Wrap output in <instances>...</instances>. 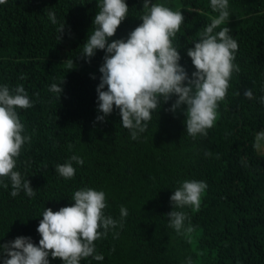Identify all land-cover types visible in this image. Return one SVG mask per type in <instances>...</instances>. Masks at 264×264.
Segmentation results:
<instances>
[{"label": "trees", "instance_id": "16d2710c", "mask_svg": "<svg viewBox=\"0 0 264 264\" xmlns=\"http://www.w3.org/2000/svg\"><path fill=\"white\" fill-rule=\"evenodd\" d=\"M99 0H7L0 4V86L23 85L33 107L17 109L23 135L30 137L17 158L15 171L30 181L35 191L16 197L0 183V244L16 237H30L38 245L36 231L44 208L54 212L71 206L75 191L91 188L105 193L106 217L123 227L110 229L96 241L93 257L80 264H264V141L254 147L256 134L264 130V0H229V35L237 42L233 71L217 118L206 136H189L183 113L168 111L176 97L162 103L136 140L120 122L119 110L103 122L96 88L105 55L97 50L85 62L83 44L92 34V20ZM128 16L115 35L126 39L142 21L143 0H125ZM181 11L184 22L173 39L180 65L189 77L195 71L186 50L218 15L210 0H151ZM191 6L193 11L185 9ZM54 12L57 24L48 13ZM65 23L59 39L58 27ZM220 28L215 31L218 32ZM69 61L74 68L69 69ZM21 77H24L21 79ZM63 91H49L55 83ZM251 89L253 98L244 96ZM107 90L106 86L105 89ZM206 153H209L206 155ZM72 155L71 179L59 176L55 167ZM185 180L203 181L207 188L198 211L185 206V228L177 234L169 227L170 196ZM103 231V229H100ZM118 233V236L116 235ZM49 264H62L48 257ZM2 264V260H0Z\"/></svg>", "mask_w": 264, "mask_h": 264}, {"label": "clouds", "instance_id": "9594fccd", "mask_svg": "<svg viewBox=\"0 0 264 264\" xmlns=\"http://www.w3.org/2000/svg\"><path fill=\"white\" fill-rule=\"evenodd\" d=\"M6 2L0 0V4ZM97 7L99 11L92 20V34L79 55L88 62L97 50L105 53L96 88L97 110L102 115H98L96 120L103 122L115 106L119 110L122 126L129 130L131 139L136 140L146 130L153 112L175 96L168 111L175 113L186 105L183 115L186 117L187 134L194 139L197 135L206 136L207 130L214 126L218 102L226 96L233 71L239 72V67L233 63L238 44L229 35L228 27H220L229 21V0H210L212 12L218 15L211 19L199 33V39L186 50L195 69L191 77L180 65L179 47L173 44L185 19L181 11L143 0L142 22L128 33L126 39H115L109 43L108 38L115 35L128 16L129 8L125 0H99ZM185 9L193 11L191 6ZM48 19L57 24L54 12L48 13ZM64 27L65 23H62L57 29L59 39ZM217 28H220L218 32L215 31ZM68 67L70 70L74 68L73 61H69ZM62 83H53L49 88V91L58 94V98L63 91ZM105 86L107 90H103ZM244 96L252 99L251 89H246ZM260 102L264 104V96H261ZM31 107L33 101L23 85L11 90L8 85L0 86V183L8 188V183L4 181H10L12 197L21 191L30 198L36 194L30 181L14 170L22 147L30 142V137L23 135L25 129L17 109ZM261 141H264V130L256 134L254 147L259 148ZM73 162L78 165L84 163L81 157L72 155L66 163L56 165V173L64 179L73 178L76 171ZM206 188L207 184L203 181L185 180L173 191L170 196L172 210L167 215L169 227L177 234L191 233L193 228H185L188 217L183 211L173 208L188 206L198 211ZM71 200L74 201L71 206L61 207L55 212L44 208L36 229L41 237L38 245L33 244L30 237L23 236L0 244L2 264H49V256L59 258L62 264H80L81 259L90 256L97 261L103 260V255L94 254V241L106 237L110 229L122 228L128 215L127 209L121 207L120 221L106 217L103 211L107 206L105 193L91 188L75 191ZM187 264H192L191 258H188Z\"/></svg>", "mask_w": 264, "mask_h": 264}, {"label": "rangeland", "instance_id": "374dc122", "mask_svg": "<svg viewBox=\"0 0 264 264\" xmlns=\"http://www.w3.org/2000/svg\"><path fill=\"white\" fill-rule=\"evenodd\" d=\"M185 108H186V105H182L181 108L178 109L177 111L183 113V110H184Z\"/></svg>", "mask_w": 264, "mask_h": 264}]
</instances>
